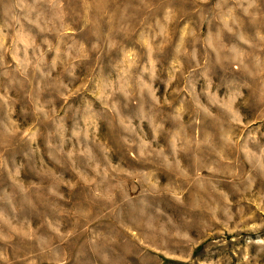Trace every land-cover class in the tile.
Here are the masks:
<instances>
[{"label":"rangeland","instance_id":"obj_1","mask_svg":"<svg viewBox=\"0 0 264 264\" xmlns=\"http://www.w3.org/2000/svg\"><path fill=\"white\" fill-rule=\"evenodd\" d=\"M0 264H264V0H0Z\"/></svg>","mask_w":264,"mask_h":264}]
</instances>
